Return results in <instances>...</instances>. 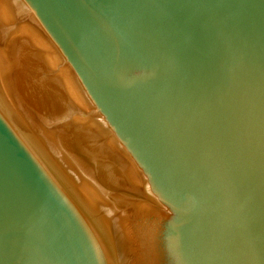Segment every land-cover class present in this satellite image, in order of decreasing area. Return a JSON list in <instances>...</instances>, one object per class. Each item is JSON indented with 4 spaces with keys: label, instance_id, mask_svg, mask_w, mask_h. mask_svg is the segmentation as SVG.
<instances>
[{
    "label": "water",
    "instance_id": "obj_1",
    "mask_svg": "<svg viewBox=\"0 0 264 264\" xmlns=\"http://www.w3.org/2000/svg\"><path fill=\"white\" fill-rule=\"evenodd\" d=\"M0 264H264V0H0Z\"/></svg>",
    "mask_w": 264,
    "mask_h": 264
}]
</instances>
